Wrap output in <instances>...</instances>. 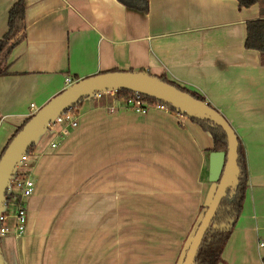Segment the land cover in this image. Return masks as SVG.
Returning <instances> with one entry per match:
<instances>
[{"label": "crops", "instance_id": "crops-1", "mask_svg": "<svg viewBox=\"0 0 264 264\" xmlns=\"http://www.w3.org/2000/svg\"><path fill=\"white\" fill-rule=\"evenodd\" d=\"M16 1L0 0V37ZM260 11L237 0H149L147 12L117 0H25L21 40L0 76V155L67 77L165 75L220 111L245 154L248 187L218 264H264V64L245 47L246 22ZM75 119L36 155L17 264H175L210 187L206 142L168 109L87 100ZM196 190L200 207L177 253H162L158 228L143 244L153 229L143 234L142 220L158 224L141 206L184 205Z\"/></svg>", "mask_w": 264, "mask_h": 264}, {"label": "water", "instance_id": "water-1", "mask_svg": "<svg viewBox=\"0 0 264 264\" xmlns=\"http://www.w3.org/2000/svg\"><path fill=\"white\" fill-rule=\"evenodd\" d=\"M121 90H128L151 97L175 109L176 115L206 142L208 154V180L210 187L187 236L181 246L175 264H195L198 249L222 202L232 195L239 183L238 165L239 140L237 133L216 108L207 100H200L175 85L162 80L145 70H115L101 72L81 78L67 85L61 92L35 110L22 128L12 138L0 156V215H5L1 231L0 222V264H17L14 257L16 203L21 187L36 159L52 137L60 134L81 111L83 102L112 101L118 99ZM81 104L74 111L70 108ZM209 121L226 134V151H215L212 135L197 122ZM33 146V151L29 149ZM6 202L8 204L6 205Z\"/></svg>", "mask_w": 264, "mask_h": 264}, {"label": "trees", "instance_id": "trees-1", "mask_svg": "<svg viewBox=\"0 0 264 264\" xmlns=\"http://www.w3.org/2000/svg\"><path fill=\"white\" fill-rule=\"evenodd\" d=\"M126 7L147 12L149 9V0H117ZM239 7H250L254 4H259L261 7V17L246 22V39L245 47L248 49H255L259 51L261 55V62L264 64V0H237ZM25 26V0H17L8 11L7 18V31L0 37V58L3 59L4 64L0 66V76L7 74V59L10 50L20 42L21 39L15 38L16 33L19 30H23ZM23 36V35H22ZM21 36V38H22ZM116 70V69H115ZM112 70V71H115ZM162 80L171 83L179 89L186 91L200 100H206L202 95L189 90L186 87L179 85L178 83L169 80L165 75L159 76ZM133 92L128 90H121L118 93V99L125 101L130 97ZM143 100L149 104H160L163 109H168L170 112L175 113V109L157 101L154 98L141 95ZM210 104V103H209ZM80 103L73 106L69 111H74L80 107ZM211 105V104H210ZM201 125L204 130L211 133L215 151H226L227 138L225 132L217 125L212 124L209 121H201L192 119ZM23 126V125H22ZM20 126L11 136L3 149L1 155L5 151L6 147L16 135V133L22 128ZM33 151V146L29 149V152ZM209 152V151H208ZM207 152V156H208ZM0 155V156H1ZM208 160V159H207ZM238 165L240 168L239 183L234 193L228 195L222 200L215 217L213 219L212 226L207 230L202 243L198 249L195 264H218L221 261V253L226 241L229 238L231 230L235 224V221L242 211L243 202L245 198V192L248 187V172L245 160V154L241 143L238 146ZM208 167V161H207ZM202 208V206H201ZM200 208V210H201ZM199 210V211H200Z\"/></svg>", "mask_w": 264, "mask_h": 264}, {"label": "rangeland", "instance_id": "rangeland-1", "mask_svg": "<svg viewBox=\"0 0 264 264\" xmlns=\"http://www.w3.org/2000/svg\"><path fill=\"white\" fill-rule=\"evenodd\" d=\"M174 193L177 195V191ZM197 194H200V191H194L189 200L184 198V205H142V214H145L148 218L157 219L155 222L158 224L157 227L151 228L149 224L153 221L142 220L143 234L153 229V233L150 235H143V244L145 243L146 245L147 242L155 238V230L158 228L160 233H164L163 236L159 234L157 237V242L162 247V253L164 254L166 251L173 249L175 255L186 235V231L188 230L191 220L195 216L196 210L200 207L197 204ZM154 214H156V216H152ZM165 231H168V234L165 233ZM147 234L149 233L147 232Z\"/></svg>", "mask_w": 264, "mask_h": 264}, {"label": "built area", "instance_id": "built-area-1", "mask_svg": "<svg viewBox=\"0 0 264 264\" xmlns=\"http://www.w3.org/2000/svg\"><path fill=\"white\" fill-rule=\"evenodd\" d=\"M67 84L72 83V79L70 77L66 78ZM122 107H126L134 112L137 113H146L150 108H158V109H163V107L160 104H149L146 103L142 96L137 93H133L130 97H128L125 101H122V103H119ZM33 107V106H32ZM35 111V110H34ZM33 111V112H34ZM32 112V113H33ZM31 113V114H32ZM77 121L74 118L73 120L70 121L68 126H76ZM52 147L56 146L55 142L51 143ZM34 180L30 177L27 176L25 181L22 184L21 187V192L18 197V201L16 203V212H15V217H16V226H15V233L16 236L22 234L25 231L26 224H27V210H26V199L33 193L34 190ZM8 202H6V205ZM5 220V215H0V222H1V231H5V226L2 224Z\"/></svg>", "mask_w": 264, "mask_h": 264}]
</instances>
